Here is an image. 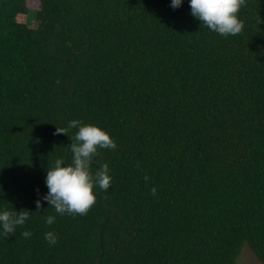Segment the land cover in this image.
I'll return each mask as SVG.
<instances>
[{"label": "trees", "instance_id": "trees-1", "mask_svg": "<svg viewBox=\"0 0 264 264\" xmlns=\"http://www.w3.org/2000/svg\"><path fill=\"white\" fill-rule=\"evenodd\" d=\"M169 5L0 0V208L30 213L0 264H236L244 246L264 264V0L228 37ZM71 120L117 145L82 216L41 199Z\"/></svg>", "mask_w": 264, "mask_h": 264}, {"label": "clouds", "instance_id": "clouds-1", "mask_svg": "<svg viewBox=\"0 0 264 264\" xmlns=\"http://www.w3.org/2000/svg\"><path fill=\"white\" fill-rule=\"evenodd\" d=\"M183 0H170L169 7L179 8ZM190 15L200 21L209 31L220 36L228 37L240 33L243 29V20L238 12L245 4V0H187ZM67 128L76 129L70 138L71 162L65 163L63 158H57L53 165L48 167L44 176L47 192L41 199L51 206L57 215H85L96 202L94 189L108 192L112 177L109 174L107 163L93 171L98 150H114L117 145L110 135L94 124H85L80 120H71ZM58 133L65 130L57 129ZM147 179V177H145ZM38 192V189H37ZM155 194V189H152ZM36 208H40V199L35 201ZM27 210L16 212L0 208V237L6 238L19 226H23L29 219ZM56 216L44 217L46 225L54 224ZM25 238L31 237L30 231H23ZM43 239L49 246L57 243V236L52 231L43 233Z\"/></svg>", "mask_w": 264, "mask_h": 264}, {"label": "rangeland", "instance_id": "rangeland-1", "mask_svg": "<svg viewBox=\"0 0 264 264\" xmlns=\"http://www.w3.org/2000/svg\"><path fill=\"white\" fill-rule=\"evenodd\" d=\"M236 264H261V263L255 258L252 252L246 246H244L240 251Z\"/></svg>", "mask_w": 264, "mask_h": 264}, {"label": "water", "instance_id": "water-1", "mask_svg": "<svg viewBox=\"0 0 264 264\" xmlns=\"http://www.w3.org/2000/svg\"><path fill=\"white\" fill-rule=\"evenodd\" d=\"M97 1H100V0H97ZM98 264V263H97Z\"/></svg>", "mask_w": 264, "mask_h": 264}]
</instances>
